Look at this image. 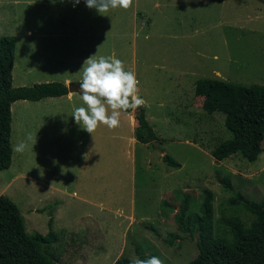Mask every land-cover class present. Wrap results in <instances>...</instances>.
I'll use <instances>...</instances> for the list:
<instances>
[{"label":"rangeland","instance_id":"1","mask_svg":"<svg viewBox=\"0 0 264 264\" xmlns=\"http://www.w3.org/2000/svg\"><path fill=\"white\" fill-rule=\"evenodd\" d=\"M7 34L16 41L14 86L80 83L87 58L115 54L137 74L146 118L163 140L135 141L131 111L118 128L88 133L72 116L80 93L12 102L13 159L0 170V195L17 202L29 232H59L58 264L139 258L137 246L147 258L186 264L196 238L162 240L177 230L185 192L194 210L203 188L214 192L217 235H230V218L251 221L220 181L229 176L235 189L264 198V140L256 160L235 152L218 161L212 150L232 133L194 91L203 77L264 83V0H134L104 15L85 0H0V36ZM21 142L28 148L15 151ZM164 153L182 165H167Z\"/></svg>","mask_w":264,"mask_h":264},{"label":"trees","instance_id":"2","mask_svg":"<svg viewBox=\"0 0 264 264\" xmlns=\"http://www.w3.org/2000/svg\"><path fill=\"white\" fill-rule=\"evenodd\" d=\"M15 46L14 35L0 36V170L7 169L13 159L12 102L68 93V85L62 81L14 86ZM194 92L203 97L201 105L205 111L224 115L225 125L232 133L230 138L213 148L212 155L221 161L239 152L248 160H256L263 150L264 83L245 85L203 77L197 80ZM134 116L138 122L134 131L137 141L153 145L163 142L147 120L144 107ZM162 157L169 166L182 165L169 153ZM220 182L226 190L233 192L229 203L242 205L250 211L253 214L251 221L247 224L239 216L230 218V235H217L214 192L209 188L202 189L199 210L192 209L193 196L185 192L181 206L175 212L177 230L169 231L162 238L163 242L173 245L185 237L196 238L198 252L186 264H264V198L252 199L235 189L229 176H223ZM148 227L161 236L155 226ZM58 235L59 232L53 229L47 233L29 232L17 202L0 195V264H58V256L52 250ZM136 252L140 259L147 258L138 246ZM131 260L128 256H121L112 264H131Z\"/></svg>","mask_w":264,"mask_h":264},{"label":"clouds","instance_id":"3","mask_svg":"<svg viewBox=\"0 0 264 264\" xmlns=\"http://www.w3.org/2000/svg\"><path fill=\"white\" fill-rule=\"evenodd\" d=\"M79 2L80 0H75L76 4ZM133 2L134 0H85L87 7L95 8L102 15L111 9H128ZM80 72L82 80L79 83V93L83 106L75 107L72 116L83 130L92 135L100 125L109 129L118 128L122 112L131 110L135 113L146 104L139 95L140 81L137 74L126 69L125 62L115 54L87 58ZM28 139H31L30 135ZM26 148L28 144L21 142L14 150L23 152ZM131 264H164V260L157 256L146 259L137 257L131 260Z\"/></svg>","mask_w":264,"mask_h":264},{"label":"water","instance_id":"4","mask_svg":"<svg viewBox=\"0 0 264 264\" xmlns=\"http://www.w3.org/2000/svg\"><path fill=\"white\" fill-rule=\"evenodd\" d=\"M67 88L70 93H79V83H69Z\"/></svg>","mask_w":264,"mask_h":264},{"label":"crops","instance_id":"5","mask_svg":"<svg viewBox=\"0 0 264 264\" xmlns=\"http://www.w3.org/2000/svg\"><path fill=\"white\" fill-rule=\"evenodd\" d=\"M73 94H75V93H70V92H68V93H67L66 95H64V96H66L67 99H71L72 96H73ZM39 100H40V99H39ZM39 100H33V101H39ZM130 115H131V114H130ZM131 120L133 121V123L135 124V127H136L137 124H138L136 118L134 119L133 117H131ZM133 139H134L135 141L137 140L136 137H134Z\"/></svg>","mask_w":264,"mask_h":264}]
</instances>
